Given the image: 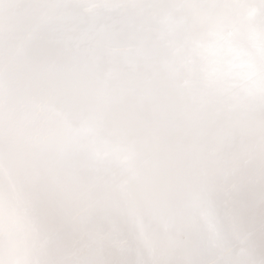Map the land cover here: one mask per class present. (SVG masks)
<instances>
[{"label": "snow or ice", "instance_id": "6c2138e0", "mask_svg": "<svg viewBox=\"0 0 264 264\" xmlns=\"http://www.w3.org/2000/svg\"><path fill=\"white\" fill-rule=\"evenodd\" d=\"M0 264H264V0H0Z\"/></svg>", "mask_w": 264, "mask_h": 264}]
</instances>
